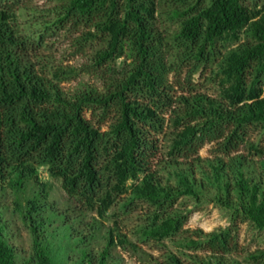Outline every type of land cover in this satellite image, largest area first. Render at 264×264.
<instances>
[{"label": "trees", "instance_id": "16d2710c", "mask_svg": "<svg viewBox=\"0 0 264 264\" xmlns=\"http://www.w3.org/2000/svg\"><path fill=\"white\" fill-rule=\"evenodd\" d=\"M54 37L68 40L58 58ZM207 70L216 97L192 82ZM82 76L95 82L63 88ZM253 133L264 138V0H0V264H242L238 224L264 233ZM181 198L213 203L229 227L183 230L194 211Z\"/></svg>", "mask_w": 264, "mask_h": 264}, {"label": "rangeland", "instance_id": "374dc122", "mask_svg": "<svg viewBox=\"0 0 264 264\" xmlns=\"http://www.w3.org/2000/svg\"><path fill=\"white\" fill-rule=\"evenodd\" d=\"M28 4L31 5H38V6H45L47 5V0H26ZM23 20V15L18 16V23H20ZM160 23L163 26V28H167L168 30L175 29L176 26V20L167 21L166 15L160 16ZM50 41H54L52 43L54 49L58 51L56 54V58L59 56V52L61 49L66 47L68 40L66 42L64 40L58 39L57 37L51 38ZM222 47V45H221ZM223 48V47H222ZM234 48V46H230L229 49ZM224 52V49L221 50ZM83 61L82 58H75L70 59L68 61H64L63 63L69 64V65H79ZM219 61L213 65V69L216 68ZM184 75L180 76V81H182ZM95 82L94 79H92L89 76H82L76 79L75 81H71L69 83L63 84L64 89L72 88L76 85L77 82ZM177 81L176 79L170 77V82ZM192 82L195 85V90L197 92L204 93L210 97H216L218 95V85L217 82L213 80V76L211 74V70H207L204 73L198 72L192 77ZM176 94L180 93L179 87L174 86ZM168 115V114H167ZM86 116L89 117L88 114ZM249 141L256 144L259 141H261V144L264 145V138H260V134L253 133L249 137ZM213 148V144H206L204 145L198 152V154L202 158H206L210 156L211 150ZM240 152L246 153L245 149H242ZM39 177L42 181H45L48 183L50 190H49V196L48 200L53 201L55 205H58L59 207L62 206L63 202V194L59 190L58 182L50 179L47 177L46 173L43 169H39ZM177 205L180 207V209H190L194 212L190 217L187 218L186 223L184 224L183 230H189V231H195V230H203L204 232H212L219 228H228L230 221L227 217L226 212L221 210L220 208L213 205V203L208 202L207 200L201 201L200 204H197L193 199L190 198H181ZM137 223L136 218L130 217L128 221H124L122 224V227L127 232H131V229L135 226ZM131 234V233H130ZM22 240L23 243L22 247L25 250L29 249V242H27V236H24L22 233ZM130 239L135 242V237L130 235ZM238 245L239 250L236 254L233 255L234 259H237L242 264H247V257L250 253H253L257 250L264 249V233L258 231L257 229L253 228L250 223L248 222H242L238 224ZM143 251H148L146 247H142ZM154 255H156V252L154 251H148ZM123 259L125 260L124 264H138V262L134 258H130L128 255H123Z\"/></svg>", "mask_w": 264, "mask_h": 264}]
</instances>
